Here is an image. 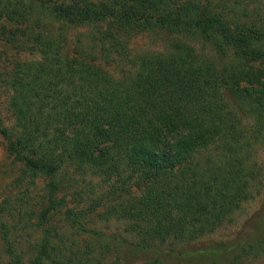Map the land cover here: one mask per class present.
Returning <instances> with one entry per match:
<instances>
[{
    "label": "trees",
    "instance_id": "16d2710c",
    "mask_svg": "<svg viewBox=\"0 0 264 264\" xmlns=\"http://www.w3.org/2000/svg\"><path fill=\"white\" fill-rule=\"evenodd\" d=\"M142 34L172 42L133 57ZM0 43L31 56L0 71L14 122L0 135L24 178L47 183L40 213L0 203L8 264H101L99 222L124 224L143 252L190 245L264 185L261 0H0ZM262 231L208 259L254 262Z\"/></svg>",
    "mask_w": 264,
    "mask_h": 264
},
{
    "label": "rangeland",
    "instance_id": "374dc122",
    "mask_svg": "<svg viewBox=\"0 0 264 264\" xmlns=\"http://www.w3.org/2000/svg\"><path fill=\"white\" fill-rule=\"evenodd\" d=\"M264 2V0H261ZM81 34V32L79 33ZM76 33H73V37ZM172 37L165 34H142L132 39V56L143 55L154 52H164L170 46ZM30 59L29 54L17 56L8 53L0 43V71L14 60ZM9 91L0 87V120L6 125L12 126L13 119L8 109ZM257 162L258 178L264 179V148L260 150ZM260 173V174H259ZM47 183L38 179L32 183L24 178V165L9 152L8 140L0 135V203L4 200L12 201V204H23L40 213L43 206V198L46 195ZM134 195H139L136 191ZM254 198L245 203L242 208L220 228L215 234L190 244L171 247H158L149 251H140L137 248V240L134 236L125 232V225L118 222L98 223L96 226L103 232L102 241H110L111 247L107 258L101 264H142L150 259H161L165 264H213L208 255L214 249H223L227 246L235 247L245 240L257 242V233L262 231L264 225V185H256L253 190ZM104 209L98 210V213ZM19 219V218H17ZM260 233H263L260 232ZM26 252H31L34 245L39 241L40 234L30 232L27 235ZM97 249L102 242L94 244ZM2 242L0 240V264H8V259L2 253ZM183 253V254H182ZM100 252L95 257L98 259ZM242 264H264V256L257 258L254 262L249 259H241Z\"/></svg>",
    "mask_w": 264,
    "mask_h": 264
}]
</instances>
